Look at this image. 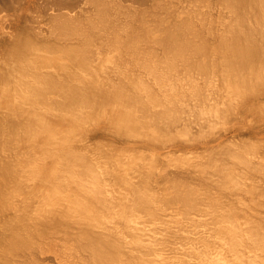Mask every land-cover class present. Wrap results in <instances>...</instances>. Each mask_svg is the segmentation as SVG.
Segmentation results:
<instances>
[{"label":"rangeland","instance_id":"1","mask_svg":"<svg viewBox=\"0 0 264 264\" xmlns=\"http://www.w3.org/2000/svg\"><path fill=\"white\" fill-rule=\"evenodd\" d=\"M112 1H115L117 4L120 2L123 3L122 6H124L125 8H130L132 6L130 9L132 11L134 10V12L136 13L138 12L139 17L140 15L142 17V15L145 14L142 17L145 18L147 15V20L145 18L143 19V21L145 23H149V28H147L148 23L144 24L142 23V20L139 21L140 18L138 16L137 19H139L136 20L135 24L137 27L143 26L144 24V28H147H145V31L148 30L147 38L148 36L154 38L153 41L151 40V38L147 40L148 44L150 43L149 41H151V43L154 42V44L150 43L151 47L154 45V47H152L153 52L154 50L157 52L162 50L161 48H159V45H156L158 44L157 35H160V32L162 34L163 29L161 30V28L166 25V22H171L172 24L174 23V25H176L175 23H179L177 21H180L182 18L185 19V16H187L189 13L188 16L191 17L190 19L193 21V23L198 25L196 26L195 24L193 25L192 22L190 23V21H188L190 19H188L189 17H187L186 20H181L186 21L184 24L187 28L183 26L186 29L184 30L188 32L190 28L196 26L197 28L194 27L193 30L201 28V31L206 35V33L209 31L211 33L214 25V29L216 28L217 30L218 24L220 22L217 19H220L221 15H223L226 11V8L222 6V0H201V2L200 0ZM220 1H222V5ZM90 2L93 4L92 1L87 2V0H0V264H87L85 260L77 258L74 253H72V247L78 245L77 243L81 242L84 239V235H94L95 232L99 231L110 233V235L107 234L106 236L116 238V242H124L123 244L121 243L122 245L120 244V246H118L120 249L117 248V252L120 253L123 258L131 259L136 264H143L144 262L152 263L153 261V264H210L214 255H216L217 253L223 254L225 251L219 237L221 233V223L219 222L221 213L222 215H224L231 212V214L238 216L240 220H246L247 218H250L251 220H255L256 222L264 225V181H262V178L264 180V85L262 84L264 82H260V84L259 82L256 83L258 86L255 85V88L253 86V88L256 90L255 94L261 90V92L259 93L260 97L258 99H251L252 95H249V93L251 94L253 91H248L247 96L249 95L250 98L247 100V104L243 105L239 109L238 112L241 113L231 112V116H229L230 118L227 119L228 117H225L226 122L224 120L223 123L222 121H220L221 123L218 122V120H221H217L218 116H215L216 119L213 116V119L216 120L215 122H218V125L216 124L215 126L214 124L213 126V124L211 123L212 125H209V127H211L209 131V127H207L208 124H205V128L207 130L205 128L204 129L206 131H209L206 136L204 134L202 135V133H198L200 131V128L199 131L196 132L199 127L198 125H196V128L194 127L193 131H195L197 135H195L196 137L194 135H191V139H185V136H182V139V134L179 132L180 130L178 131L176 129H173L174 126L171 128L172 133L169 130L170 134L165 133L164 137H162V140L151 141L152 138L146 139L144 138L145 136L138 135H131L132 137H134L129 138L126 136L128 135L127 133L123 134V129L120 130L114 123L110 122L107 114L105 113L107 110H109L108 108L106 109L105 103H97V107L94 108L93 111H91L92 109L90 106L94 104H88L84 101L74 103L76 105V109L84 112L83 116L86 117L84 129L77 127L78 129H76L74 134L62 132V135H66V137H69L71 135V138L69 137L70 142L72 141V144L78 150L84 152L85 155L93 160L95 168H97L98 171L99 168H101L102 170L100 171L103 172V175H112L111 177H109L110 180H108V182L113 186V189H117L119 192H129L131 189V183H135L137 185L140 184L142 186L139 185V187L153 195V202L150 204V206H148L147 210H140V212H138V217L136 218L135 225H132L131 227H127V224L119 219L114 223H102L103 229L102 227L98 226L91 229L92 226H89L88 223L85 224H87L89 227L87 225V227H85V225H83L84 223L82 224V222H77L68 217H64V209L61 212L57 209H53L52 212L45 214V211L50 207V205L43 203V201L40 199V195L35 192L37 187L40 186L39 184L35 183L37 179H33L29 176L31 175V171L34 172V170H31L32 167L34 168V155L32 154L34 152V149L36 148L35 145L38 142L28 135L27 130H29L30 127L34 128L36 126L35 120L28 121L26 117L20 116L19 113L17 114L18 110L14 108H8V103H6V100L1 97V92L5 91L6 89H11V91L9 90V92L12 94L20 92V82L23 80V82L28 83L29 86L41 84V79L44 72L53 73V75L55 74L57 80L62 79L64 75L71 70L77 73L76 76L79 79L86 76L84 68L74 66L72 67L74 69L73 70L70 65H67V63H69V59L67 58L68 56L66 51L70 50L72 47L82 45L83 40L78 35H75L76 33H73L72 35H68V33L63 32V34L60 33L58 28H55L57 19L55 20L54 18H57L59 15L62 16L66 14L65 16L70 17L73 20L81 19V22H79L80 20H77V22L82 24L81 29H83V25L87 24L85 23L87 21V17L94 14L95 7L94 4L93 6H91L92 4H90ZM158 3H160V5L162 3V6H160ZM163 5L165 8L163 7ZM195 5H199L200 7H196ZM183 7L184 10L182 9ZM216 7L219 9H217ZM221 7L224 8L222 9L224 10L222 14L220 11ZM160 8L163 10V12ZM197 8L198 10H196ZM193 10H195L196 12ZM139 11H142L141 14H139ZM188 11H190L191 13ZM62 12L65 13L62 14ZM55 13L57 15H55ZM155 13H157L158 15ZM196 13H198L199 17L200 15L202 17V15L204 14L203 19L205 20H203L202 23V18H199L198 16L196 17ZM177 14H179L180 16ZM218 15H220V17H218ZM160 16L163 18V20ZM179 17H181V19ZM207 17H214V19H211L214 21L212 28V21L209 19L211 21V24H207ZM198 18L200 19V22ZM176 19L177 21H175ZM137 21H139L141 25H137ZM158 21H163L162 24H165L161 26L160 22ZM156 22L158 23V26L160 24L161 28H159L161 31L158 29V31L156 30L155 27H157V25L154 24ZM191 24L193 26H191ZM203 24L209 28L206 29ZM150 28H153L154 30ZM210 28L211 30H209ZM149 30L153 32H149ZM99 34L94 37L95 39L93 38V41L90 39L92 42L89 44V46L92 49L90 48L91 50L89 51V57L92 58V64L90 62L89 63L92 67L90 66V75L86 76L87 79L92 77L101 78L100 73L103 75L102 79L104 80H113L114 77L118 78L116 76L117 74H114L117 72H114V70L112 69L115 67L116 63L119 62L120 65L124 67L126 65L129 69L131 68V72H134L133 70H135L140 80H146V72L142 71L144 70L142 68L141 70L139 67L137 68L135 62L133 63L132 58L130 59V57L132 56L126 54L127 52H125L124 50L123 52H121L122 50H119V48L121 47H117L116 42H111V40H109L110 38L107 39V36L105 37L104 35H102V37L101 34ZM207 34V39L206 36L204 37L207 42L208 37L211 38L212 44L209 41V46L208 43L211 56H208V59H210L209 61H211V63L213 64V69H211L212 67L210 68L209 78L211 80L207 77L210 80V83L208 82L210 85H207L208 87L205 93L208 92L209 94H207L209 97V95L214 91L212 95H214L215 98L211 95L212 97L210 96V100L212 102H217L219 100L220 102L218 103L222 104L225 100H227L226 93L228 92L230 94L228 90H230L231 85L229 84V79L227 77L224 78L225 73L222 71H225L223 70L225 68L223 67V65H220L222 64L220 61L221 59H223L221 58L220 54L223 53V51H219L220 44L219 42H217V40H215L218 35L216 33H211V37V34ZM155 37L157 40L156 44ZM213 40H215V42ZM22 41H30L31 46L29 45L28 48H23L22 54L15 56L16 48L23 46ZM142 41L144 40H141V43ZM141 43L140 47L142 48V50H144L147 46L150 47V44H147L146 46L144 45L145 48L143 49L142 44L145 43V41L142 44ZM106 45L109 46L107 47ZM48 46H50V49ZM146 49L149 48L147 47ZM152 49H149L151 50V53ZM200 58L202 59V61H204L205 57L200 55V57L196 58L195 63L196 61L198 63L199 60L197 59ZM101 59H103L102 62ZM213 61L214 63H217L215 64V66L218 67L214 66ZM124 62L128 64H125ZM96 65L98 66L95 67ZM112 65H114L113 68ZM135 65L136 67L134 69ZM108 66L111 67L109 68L111 70L108 71L110 73L107 76V73H105L104 70L107 71ZM196 67L198 68V66ZM194 68H192V70ZM197 68H195L194 70H199ZM9 69L10 73L7 74V72L5 71ZM181 70L184 71L185 69ZM142 72H145L143 74L146 75L144 76L143 74H141L143 75V79L140 75V73ZM5 73L6 75L11 76L10 78H8L9 81H7L6 78L8 76H4ZM63 73L64 75H62ZM191 73L192 71L188 72V75L190 77L193 74ZM194 74L193 77L195 76ZM198 74H200V72ZM198 74L196 75L199 80L196 79V83L201 82L199 77L200 75L198 76ZM218 74L220 79L218 78ZM189 76L188 78H190ZM201 76H203L201 78L205 79L202 73ZM193 77L191 78L193 79ZM202 82L199 85L203 84L205 86L204 82ZM228 84L229 86H227ZM204 86H201L202 89H206V86ZM216 93L217 95H219L216 96ZM234 95L235 94L233 93L232 96ZM58 96L59 94L56 89H54L53 87L47 88L45 93L44 105L48 108L53 106L59 107L60 104L52 102L53 100L57 99ZM228 96V98H230L231 94ZM232 98L234 99V104L236 105L237 102H239L237 100L239 97H237L236 95ZM146 99L148 104L150 103L152 105L150 99ZM163 100L165 99L163 98ZM159 105L157 104L155 105V107L159 108ZM25 108L31 107H29L28 105ZM131 110L138 117L139 114H141L140 111L137 110L136 104L131 105ZM225 115L227 116L228 114ZM222 117H224V115ZM19 119L21 122H19ZM213 119L211 122H214ZM178 127L181 128L180 125ZM203 127H201V129ZM212 129L214 130L212 131ZM175 130L180 134V136L175 132ZM205 130L204 132H206ZM167 134L169 136H167ZM193 134L195 133L193 132ZM174 135L176 137H173ZM177 135L179 138L177 137ZM200 135H202L203 138L202 136L200 138ZM172 138H175L176 140ZM22 143L25 145H23ZM230 143L231 145H229ZM232 146H235L234 149H238L237 151H240V153L241 150H244L245 153L242 152V154L244 153V156L247 155V157L250 156V159L253 158L251 159V161L255 160L254 162H252L254 166H251L252 169L250 168V166H248L250 168L249 169L245 164L244 165L246 167L244 166V168L243 166H239L240 164L243 165V163H240L239 161L237 162V164H240L236 167H232L233 169L229 166V168H231L230 172H233L235 170L233 173L234 175H236L235 178L237 179V181H239L238 183L240 186L238 184L235 186L236 188L237 186L238 188L240 187V189H237L239 194L237 193L236 188L230 182V184L226 185L225 187H230V185H232L235 189L233 190V188L230 187L232 188L231 191L233 190L232 192H229L230 189L227 190L228 188L225 187L223 190V187L219 186L218 183L216 184V180H218V172L216 171L215 173H213V170H215L216 167L214 166V163H211L213 160L210 161V157H219L221 161H224L225 163L226 161L228 163H230L229 161H231V163L234 162L233 164L235 165L236 158L231 159V155L236 150L232 149ZM25 147H27L28 150ZM222 147H226V150H224ZM212 148H214V151L212 150ZM244 148H247V151H245ZM248 149L250 150L248 151ZM227 150L231 151L229 152ZM222 151L224 152V155L222 154ZM225 151L227 152V154H225ZM237 151L235 153H238ZM228 152L231 154V158L229 157ZM247 152L250 153L246 154ZM225 157L227 158L224 159ZM207 160L210 162H208ZM212 166H214L215 168H213ZM257 166H259V170L257 169ZM116 173L120 174L121 178H119V176L117 177V175H115ZM205 174H208L209 176H205ZM212 174L215 175L213 176ZM176 175L179 177H177ZM184 177H188L187 180ZM259 177L261 178V180ZM211 178L215 180H211ZM23 179H26V182H28L29 180L28 185L31 183L29 187L26 182H23ZM209 180L213 182H210ZM176 183L177 185L181 183H188L191 186H193L194 184L193 188L196 186L195 189L198 190L201 195L205 194V198L203 197L204 199L199 200V207L197 206V208L192 210L193 212L187 214V216H185L186 214H183L182 212L183 206L181 205V207H179L181 201L180 203L176 202L177 199L175 200L171 194L174 189L172 185H176ZM241 183L243 187L245 186L244 190L247 189L246 186L248 185H253L254 190H257L258 188V191L253 190L256 194L254 195V198L252 197L253 195L251 196V193H249L248 191L253 187L251 186L252 188H249L248 186V190L242 193L243 187L241 186ZM226 191L227 193H225ZM247 191L249 194L247 193ZM250 192H252V190ZM41 208L42 210L39 212V209ZM223 208L225 209V211L223 210ZM44 209L46 210L43 211ZM60 209H62V207H60ZM36 212H39L40 214L43 212L44 213L42 216L38 213L37 215L41 217L37 216L39 217L37 218ZM54 215L55 219L58 220V218H60V220L62 219L65 224L62 223L58 224L59 226L56 225L58 221L54 220V218H50ZM214 220L216 221L215 224H213ZM25 222H27L28 226H26L27 224ZM70 224L74 225L70 226ZM33 227H35L36 230ZM108 227H110V229ZM32 229H34L33 232ZM37 230L40 233H37ZM32 234L35 235V238L34 236L32 237L33 239L30 237L32 236ZM18 236L19 238L17 239ZM21 236L24 238V240H26L24 241L23 238L21 239ZM14 237L17 241L14 239ZM69 237H71V239ZM138 237L143 240L144 246L147 245L148 247L139 246L135 249L136 246H134L135 244L132 241H134ZM117 238L119 239V241H117ZM13 239L15 242L12 244ZM22 241L25 243H23ZM35 241H37V243H35ZM18 243L20 246L16 245ZM20 243H22V245ZM11 244L14 246V248L11 246ZM31 244L32 246H30ZM33 245L39 247L41 246L39 248L40 250L37 249L38 247L36 248ZM194 245H196V248L194 247ZM31 248H35L33 250L35 254L33 253V251H31ZM173 248L175 249V253ZM143 249L147 250V252H145L146 254L144 253ZM170 250L171 252H169ZM144 259L149 261H144Z\"/></svg>","mask_w":264,"mask_h":264},{"label":"bare ground","instance_id":"2","mask_svg":"<svg viewBox=\"0 0 264 264\" xmlns=\"http://www.w3.org/2000/svg\"><path fill=\"white\" fill-rule=\"evenodd\" d=\"M89 1L93 2L95 10H94V14L87 17V21L85 22L87 24L83 25V29H81L82 24L79 23L81 22V19L73 20L72 18L65 16L66 14L62 16L59 15L57 18H54L55 20L57 19L56 21L57 23H55V28L56 29L58 28L60 33L62 32L68 33V35L69 34L72 35L73 33L74 34L76 33L75 35H78L83 40L82 45H79L77 47H72L70 50L66 51L67 56H68L67 58L69 59L68 61L69 63H67V65H70L71 68L74 66L79 67V68H84L85 75L89 76L90 66L92 64L91 62L92 58L89 57V51L92 48L89 46V44L95 39L94 37L100 33L101 36L104 35L105 37L107 36L106 37L107 39L110 38L109 40H111V42H116V46L121 47L119 48V50H122L121 52H123L124 50L125 52H127L126 54L132 56L130 57V59L132 58L133 63L135 62V64L137 65V68L139 67L140 70L142 68L144 69L142 71L146 72V73L145 72L140 73V75L143 73L147 75V78L145 77L146 80H140L135 70H133L134 72H131L130 71L131 68L129 69L126 65L124 67L120 65L119 62H117L116 65L113 63L116 68L115 67L113 68L114 65H112V68H113L112 70H114V72H117L114 74H117L116 76L118 78L114 77L113 80L102 79L103 75L101 73H100L101 78L92 77V78L87 79V77L84 76L79 79L76 76L77 73L72 70L68 71L65 75L63 73L62 75H64V77L60 80H57L55 74L53 75V73L44 72L42 79H41V84H35L33 86H29V84L23 82L24 80L22 79L23 81L20 82L21 86L19 87L20 92H17L16 94H12L9 92V90L11 91V89L9 90L6 89L5 91L1 92V97L6 100V103H8V106H7L8 108L10 109L14 108L18 110L17 114L19 113L20 116L26 117L28 121L35 120L36 126L34 128L30 127L29 128L30 132L29 130H27L28 135L31 138H34V140L38 142L36 143L35 145L36 148L34 149V152L32 154L34 155L33 157L34 168L32 167L31 170H34V172L31 171V175L29 176L33 179H37L35 183L39 184L40 186L37 187L35 192H37L40 195V199L43 201V203L50 205V207L47 210L46 209L43 210V211L46 210L45 214L52 212L53 209L54 210L57 209L60 212L64 209L63 211L64 217H68L77 222H82V224L84 223L83 225H85V227H87L88 225L89 226L91 225L92 226L91 229L97 226L102 227L103 229L102 223H108V222L114 223V222H117L119 219L125 222L127 224V227L129 226L131 227L132 225H135L136 218L138 217L137 216L138 212H140V210H143V211L147 210L148 206H150V204L153 202V195L143 190L141 187H139L140 184L137 185L135 183L130 184L131 189L129 192L127 191L119 192L117 189L116 190L113 189V186L108 182V180H110L109 177H111L112 175L110 176L103 175V172L100 171L102 169L99 168V171H98L97 168H95V164L93 163V160H91L87 155H85L84 152L78 150L72 144V141L70 142L71 135L69 136L70 138L66 137V135H62V132L74 134L76 129L78 128L84 129V125L86 123V117L83 116L84 112L76 109V105L74 103H77L79 101H84L88 104H94L90 106L92 109V110L90 109L91 111H93L94 108L97 107L96 105L97 103H100V102L105 103L106 109L107 108L109 109L107 111L105 110L106 111L105 113L107 114L110 122L114 123L120 130L123 129L124 131L123 134L127 133L128 135L126 136L129 138L132 137L131 135H138V136H145L144 138L146 139L152 138L151 141L152 140H162V137H164L165 133L170 134L169 130L171 132V128L173 126L174 127L176 126L175 128L173 127V129H176L178 131L180 130L179 132L182 134L181 135L182 139H183L182 136H185V139L187 138L191 139L190 138L191 135L192 136L197 135L196 132L199 131V128H200V131L198 133H202V135L204 134L206 136L211 128L209 127V125L211 126L213 124L214 126L215 124L216 126L218 122L221 123L220 121H222L223 123L224 120L226 122V118L227 117H228L227 119L230 118L229 116H231L230 115L231 112L241 113L238 111L243 105L247 104V100L250 98L249 95H252L251 99L253 98L258 99L260 97L259 93L261 92V90L255 94L256 90L254 88H255V85L258 86L256 83L259 82L260 84V82L261 83L264 82V0H222L223 5H222V1H220L221 5L226 8L225 9L226 11L223 15H221L222 12H224V10H222L224 8L221 7V10H220L221 17L220 15H218L220 19H217L220 21L218 24L217 30L216 28L214 29L215 27V25L213 27L214 21L211 20V19H214V17L212 18L207 17L206 19L208 22L207 24H209L212 21L211 28L212 27L213 28L212 30L211 28L209 29L211 30V33L213 34L216 33L218 35L217 36L215 34L218 38V39L216 38L215 40H217V42H219L220 44L219 51L220 50L223 51V53L220 54L221 58H223V59L220 58L221 61L219 60L222 63L220 65H223V67L225 68L223 69L225 71H222L225 73L224 78L227 77L230 81L229 84L231 85L230 90H228L231 94V97L228 98L229 97L228 95L230 94L227 92L228 93V94L226 93L227 100L225 101L223 100L224 102L222 104L218 103L220 102L219 100L217 102H212L210 100L211 97L214 96L212 95L214 91L213 93L211 91L212 94H210L209 97H208L209 93L208 92H207L208 94L205 93V91L207 90V87L210 85L209 83L211 79L209 78L210 77L209 73H210V68L212 67L211 69H213V64L211 63V61H209L210 59H208V56H211L209 52L211 38L208 37V42H207L204 36H206V39H207V36H208L207 33L209 34L211 33L209 31L205 35L201 31V28L193 30L194 27H196L198 24L196 25L195 23H193V21L190 19L191 17L188 16L189 13L187 16H185V19L184 18L182 19L186 20V18L189 17L188 19L190 20L188 19L187 20L190 21V23L192 22V24L193 25L195 24L196 26L190 28L191 26H193L191 24V26L188 27L190 28L188 32L185 31L186 29L184 28L186 27L184 24L186 21H181L182 20L181 17H179L181 19L180 21H177V19L175 20L179 22V23H175L176 25H174V23L172 24L171 22L168 23L166 21H164L166 22V25H164L165 23L162 24L163 21H158L160 22L161 26L164 25L161 28L160 24L158 26L157 22L154 23L155 25H157V27H155L156 30L157 29L160 30V28L161 30L163 29L162 34L160 32V35L159 34L157 35L158 41L156 40V37H155V44L157 41L158 44L156 45H159V48H161L162 50L159 52L154 50L155 52L154 53L152 49L154 45L151 47V44L152 43L154 44V42L151 43V41H149L151 43V44L149 43L151 48L149 46L147 47L149 49H152V53H151V50L146 49L147 47L145 48V46L148 44L147 40L151 38V40L153 41L154 39L151 36H148L147 38L148 30L147 31L145 30L149 28L148 22H146L148 23L147 28L146 27H145L146 29L144 28V24L146 23L143 21V19H145L147 15L145 18H142L143 15L145 14H143L142 17L141 15L139 17L138 12L136 13L134 12V10L132 11L130 9L132 6L130 8H125L124 6H122L123 3L121 2L117 4L115 1L114 3L112 0H89ZM89 1L87 0V2ZM90 4L92 3L90 2ZM93 4L91 6H93ZM158 4L160 5V3ZM160 6H162V3ZM182 9L184 10V7ZM196 10H198V8ZM141 12L139 11V14H141ZM64 13L62 12V14ZM198 13L195 14L196 17L198 16ZM55 15L57 14L55 13ZM203 15L202 17L201 15L200 17L198 16L199 18H202L201 23L203 22V20H205L203 19ZM137 16L140 18L139 21L141 20L143 21L142 22L144 23L143 26H140V27L136 26L135 24L136 20L139 19V18L137 19ZM77 20L78 21L80 20V21L77 22ZM139 21H137V25L139 24L141 25ZM194 22H195V19H194ZM199 22H200V19H199ZM205 27L206 29L209 28L207 26ZM150 29L154 30L153 28H150ZM149 32H153V31L149 30ZM145 36H146V40H145ZM211 37H212V34H211ZM141 40H144L146 44L143 43L144 41H142L143 43L142 44ZM215 40L213 41L215 42ZM140 43L143 45V49L145 48L144 50H142V48L140 47ZM208 43H209V46H208ZM77 44H81V43H77ZM29 45L31 46L30 41L23 42L22 47L16 48L15 56H18L19 54L21 55L23 52V48H28ZM113 46H114V43H113ZM48 47L50 49V46ZM145 50L150 51V52H147ZM200 55L205 57L204 61H202V59L200 58V59H197L199 60L198 63L197 61L195 63L196 58L200 57ZM102 61L103 59H101V62ZM125 64H128V63H125ZM215 64L217 63H214V66ZM136 65L134 66V69ZM97 66L98 65H96L95 67ZM194 66L195 68H197L196 66H198L197 69L199 70H194L195 69ZM180 67H183V68H180ZM215 67H218V66H215ZM109 68L111 67L108 66V70L107 71L104 70V72L107 73V76L110 73L108 71L111 70ZM192 68L194 69L192 70ZM181 69H185V70L183 71ZM188 70L190 72L192 71L193 74L196 72L198 73L200 72V74L198 73L196 74H198V76L200 75L199 76L200 81L201 82L203 81L206 87L203 84L199 85L201 82L196 83V79L199 80V78L197 77L196 74H194L196 77L195 76L193 77V74L191 73L192 74L191 77H193L192 79L188 75V72H189ZM9 71L10 69L5 72L9 74L10 73ZM105 73H104V76H105ZM201 73L202 75H204L205 79L201 78L203 77L201 76ZM143 75H141V78ZM4 76H8V75H6L5 73ZM188 76L190 78H188ZM10 77L11 76L6 77L7 81H9L8 78ZM218 78H219V74H218ZM128 80H129V83H128ZM229 84L227 86H229ZM262 84L264 85V83ZM201 86L202 87L204 86L206 89L203 88L204 89L203 90ZM50 87H53L54 89H56V91L59 94L57 99L55 100L52 99L53 103L60 104L59 107L53 106V107L48 108L47 106L44 105L46 89ZM248 91H253L251 94L249 93L248 95L249 97L247 96ZM217 93H216V96L219 95V94L217 95ZM233 93L235 94L234 96H232ZM236 95L237 97H239L237 99L239 102H237V104L235 105L234 99L232 97H235ZM146 98L150 99L152 105L150 103H149L150 105L148 104ZM163 98L166 100V102L165 100H163ZM111 103H115V104H111ZM132 104L137 105V110L140 111L141 113L139 114V117L135 115V113L132 112L131 110ZM157 104L158 105L160 104L159 108L155 107V105ZM28 105L31 108H25ZM90 110H89V114H90ZM225 114H228V115L226 116ZM223 115L224 117H222ZM213 116L214 117L218 116L217 120L218 119H221V120H218V122H215L216 120L213 119L214 118ZM212 119L214 122H211ZM19 122H21L20 119H19ZM205 124L206 125L208 124L207 127H209L208 128L209 131H206L207 129L205 128L206 127ZM179 125L181 126V128L178 127ZM196 125H198L199 127H198V130L195 132L193 131V129ZM201 127L203 128L201 129ZM203 129L206 132H204ZM176 130L175 132L177 133ZM213 130L214 129H212V131ZM193 132L195 134H193ZM168 134L167 136H169ZM177 134L180 136L179 133ZM202 135H200V138ZM173 137H176V136L174 135ZM172 139H175V138H172ZM193 140H196V139H193ZM185 141H188V140H185ZM229 145H231V143ZM234 147L232 146V149H234ZM25 148L28 150L27 147ZM222 148L226 150L225 149L226 147H222ZM213 149L214 148H212V150ZM249 150L250 149H248V151ZM245 151H247V148L245 149ZM229 152H228V155L230 157L231 154ZM237 152L239 154L235 153V156H234V153H232L231 155L232 158L230 157L231 159L236 158L235 165L233 164L234 162L231 163V161H229L230 163H228L225 160L226 163L228 164L227 165L224 161H221L219 157H215V158L210 157L211 158L210 161L213 160L211 163L212 164L214 163V166L216 167L215 168L214 166H212L213 168H215V170H213L214 171L213 173H215L216 171L218 172L217 173L218 180H216V184L218 183L219 186L223 187L222 188L223 190H224V187L230 183H232L234 187L237 184L239 185L238 183L239 181H237V179L235 178L236 175H234L233 173L235 170L233 172H230V169L232 167H236L240 163H243V165L240 164L239 166H243L244 168V166L246 165L247 167L250 166V168L252 169L251 167L253 166L252 162L255 161V160L251 161V159L253 158L250 159L249 158L250 156L247 157L246 154H249L250 152H247L245 154L246 156H244V153H245L244 150L243 151L241 150V153L240 151H237ZM242 152L244 153L242 154ZM223 153L224 152L222 151V154ZM225 154H227V152ZM219 155H220V152H219ZM227 157H225L224 159H226ZM238 161L240 163L237 164ZM229 166L231 168H229ZM258 167L259 166H257V169ZM29 171H28V174H29ZM253 171H254V168H253ZM115 175L121 178L120 174L116 173ZM206 175L208 174H205V176ZM212 179L213 178H211V180ZM26 181H27L26 179L25 180L23 179V182H26ZM206 181H207V178H206ZM262 181H264L263 178H262ZM28 182H26L27 185H28ZM210 182H213V181H210ZM173 185L172 187L174 189L171 194L175 200L177 199L176 202L180 203L181 201L179 207H181V205L183 206V210L182 208L181 210L183 214H186L185 216H187V214L189 213H192L193 212L192 210L197 208L198 203H200L199 200H202L205 198L204 197L205 194L201 195V193L195 189L196 186L193 188L194 184L193 186H191L188 183L187 184L181 183L179 185H177L176 183V185L174 186ZM232 185H230V187L233 188ZM241 186H242V183H241ZM248 186L249 188L251 186L253 187V185H248ZM248 186H246L247 189L245 190H244L245 186L244 187L242 186L243 187L242 193L248 190ZM230 187L227 186L225 188H228L227 190L230 189L229 192H232L233 190H235L233 188V190L231 191L232 188ZM256 188H257V185H256ZM237 189H240V187L238 188L237 186L236 191ZM251 190L252 192H250ZM253 190H254V187L248 191L249 193H251L250 194L251 196L253 195L252 197L254 198V195H256L254 191H258V188L257 190H254V191ZM225 193H227V191ZM60 207H62V209H60ZM41 210L42 208L39 209V212ZM223 210L225 211L224 208ZM39 212H36V217L39 215L42 216L44 213L43 212L40 214ZM38 213L39 215H37ZM54 217L55 215L51 216L50 218L53 219ZM220 217H219L220 219L219 222L221 223V226H220L221 233L219 237H220V242L222 243V246L224 247L225 251L223 254L217 253L216 255H214L211 260L212 262L210 264H264V225L256 222L255 220H251L250 218L249 219L247 218L246 220H240L238 216L231 214V212L224 214V215H222L221 213ZM54 220H57V219L54 218ZM59 220L60 218H58L57 220L58 223L56 225L62 224V223L65 224L62 219L60 220L62 222H60ZM210 222H211V219H210ZM25 223L27 224V222ZM85 223H88V225ZM215 223L216 221L214 220L213 224ZM71 225H74V224H70V226ZM26 226H28V224ZM35 227L33 228L35 229ZM108 228L110 229V227ZM34 229H32V232ZM36 232L40 233L38 232V230ZM107 234L110 235V233L99 231V232H95L94 235H90V234L84 235V239L81 242H78L77 243L78 245H75L74 247H72L73 249L72 253H74V255L77 258L85 260L87 264H136L131 259L123 258L121 254L117 252V248H119L118 246H120V244L121 243L123 244L124 242L122 241H120L121 243L116 242V238L108 237L106 236ZM28 236H29V233H28ZM33 236L35 238V235L33 234L30 237L32 238ZM18 238L19 236L17 237V239ZM22 238L23 237L21 236V239ZM69 238L71 239V237ZM14 239H13V242L11 241L12 244L15 242ZM117 241H119L118 238H117ZM132 242H134L135 244L134 246H136L135 249L139 246L148 247L147 245L144 246L143 244L144 242L140 237L136 238ZM35 243H37V241H35ZM12 244L11 246L14 248ZM20 244L22 245V243ZM16 245L18 246L19 243ZM30 246H32V244ZM195 246L196 245H194V247ZM34 247L36 248L38 247L37 249H39L41 246L40 247L34 246ZM34 249L35 248H31V251H33ZM143 250H144V253L147 252V250L145 249ZM169 252H171V250ZM174 253H175V249H174ZM144 261H149V260L144 259ZM153 263L154 261L152 263L144 262L143 264H153Z\"/></svg>","mask_w":264,"mask_h":264}]
</instances>
